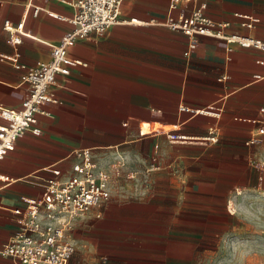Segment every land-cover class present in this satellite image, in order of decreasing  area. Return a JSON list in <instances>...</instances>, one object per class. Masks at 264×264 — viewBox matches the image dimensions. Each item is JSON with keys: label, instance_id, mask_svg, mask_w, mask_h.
<instances>
[{"label": "crops", "instance_id": "0c3cea01", "mask_svg": "<svg viewBox=\"0 0 264 264\" xmlns=\"http://www.w3.org/2000/svg\"><path fill=\"white\" fill-rule=\"evenodd\" d=\"M74 1L0 0V106L20 108L28 96L21 66L49 59L50 45L72 27ZM200 1L227 32L264 38V0ZM168 4L123 0L121 19L177 17L179 10L169 11ZM246 15L260 20L252 30L240 25ZM5 21L22 24L29 36L13 43ZM68 55L86 65L56 76L58 103L40 106L32 126L39 132H27L0 160V246L13 236V210L42 195L49 168L69 172L74 150L95 148L104 159L121 153L129 165L120 170L117 193L77 218L70 263L199 264L205 245L220 242L236 222L228 204L264 184L251 165L264 159V136L256 146L245 144L264 108V52L238 45L227 50L207 37L188 50L180 32L122 23L98 41L77 42ZM211 108L221 111L206 112ZM151 165L148 185L125 179ZM0 264L12 260L0 256Z\"/></svg>", "mask_w": 264, "mask_h": 264}, {"label": "built area", "instance_id": "2783aa9c", "mask_svg": "<svg viewBox=\"0 0 264 264\" xmlns=\"http://www.w3.org/2000/svg\"><path fill=\"white\" fill-rule=\"evenodd\" d=\"M123 0H75L72 3L73 15L68 19L71 29L64 32L60 41L50 45L48 60L37 61L25 67L27 72L22 76L21 83L28 87V96L22 101L20 108L11 109L0 106V160L15 148L16 141L27 132L38 133L32 129L36 123V115L43 104H56L58 100L52 87L56 84L57 75H68L73 67L86 65L82 61L72 59L68 49L82 40L98 41L106 31L117 24H149L162 26L171 31L180 32L188 37V50L192 49L199 37L214 38L223 41L227 50L238 45L242 48H256L264 52V38L251 34L230 33L226 24L216 23L206 16V2L200 0H169L168 9L179 10L177 17L168 15L163 21L121 19ZM38 8L34 13H37ZM241 26L252 30L259 19L242 16ZM5 31L11 34V41L20 42L21 36H29L18 27L5 21ZM17 34V35H13ZM188 54V51L186 55ZM221 76L218 80H224ZM218 115L221 108L212 112ZM255 122V121H254ZM256 132L245 142L247 146L260 144L264 136V108L260 109ZM185 140L175 138L172 140ZM214 140V136L208 138ZM95 148L74 150L70 156L75 158L69 172L57 167L49 168L51 177L43 179V192L37 198L23 199V209L13 210L15 222L9 226L13 236L11 240L0 246V256L10 258L12 264H71L75 247L69 241V234L77 218L85 215L91 208L109 201L118 191L117 179L120 170L128 168L129 162L125 155L115 153L110 159L98 155ZM252 167L257 171L260 181L264 179V159H252ZM154 165L143 172L129 171L125 175L127 181L137 185H148L150 172ZM0 180H4L1 176ZM123 193L120 192V195ZM230 214H234L228 208Z\"/></svg>", "mask_w": 264, "mask_h": 264}, {"label": "rangeland", "instance_id": "374dc122", "mask_svg": "<svg viewBox=\"0 0 264 264\" xmlns=\"http://www.w3.org/2000/svg\"><path fill=\"white\" fill-rule=\"evenodd\" d=\"M228 208L236 222L220 242L215 239L217 242L205 245L199 264H264V184L240 192Z\"/></svg>", "mask_w": 264, "mask_h": 264}]
</instances>
